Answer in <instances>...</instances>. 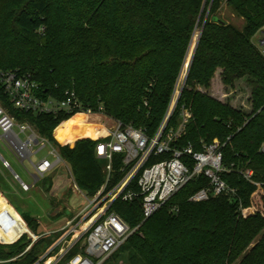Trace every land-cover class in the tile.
<instances>
[{
    "label": "trees",
    "instance_id": "1",
    "mask_svg": "<svg viewBox=\"0 0 264 264\" xmlns=\"http://www.w3.org/2000/svg\"><path fill=\"white\" fill-rule=\"evenodd\" d=\"M223 3L244 20L242 28L219 18ZM263 26L264 0H0V71L31 76L46 98L75 92L86 109L102 107L106 117L149 135L178 90L169 127H179L182 111L190 118L177 145L196 151L215 140L223 145L224 164L233 170L223 178L238 190L242 208L225 197L191 202L208 186L205 178L189 183L144 223L139 203L116 201L113 210L139 227L116 254L126 252L125 264H264V57L256 44ZM218 71L227 87L246 81L250 113L202 91L211 89ZM0 105L58 149L87 196L101 188L96 143L78 140L95 132L84 127L85 117L18 111L1 88ZM243 168L253 170V183L237 173ZM43 183L49 194L52 185ZM22 218L0 196V264H37L53 245L38 234V221ZM80 252L77 246L68 258Z\"/></svg>",
    "mask_w": 264,
    "mask_h": 264
},
{
    "label": "built area",
    "instance_id": "2",
    "mask_svg": "<svg viewBox=\"0 0 264 264\" xmlns=\"http://www.w3.org/2000/svg\"><path fill=\"white\" fill-rule=\"evenodd\" d=\"M256 44L264 57V26ZM0 88L9 104L18 111L33 115L83 116L84 124L88 125L87 121L92 120L91 124L96 129L93 137L78 140L91 139L96 143L95 157L102 163L104 183L93 196L86 195L88 205L67 223L69 229L61 234L37 264H106L139 229L132 228L113 210L116 201L139 203L144 223L166 207L184 187L200 178H205L208 186L195 193L190 198L191 202L202 203L211 198L225 197L236 201L242 208L238 190L223 178L224 174L233 172L224 164L223 145L214 142L204 145L201 151L192 146L177 145L183 125L190 118L188 112L182 111L179 127H169L180 96L178 90L158 129L149 135L146 130L106 117L102 107L96 111L86 109L75 92H67L63 100L46 98L42 95L41 86L29 75L0 71ZM0 140L23 165L34 184L67 164L58 149L40 136L33 125L18 122L1 105ZM45 151L47 155L41 157ZM262 151L264 153V145ZM35 157L39 159L36 161ZM3 166L13 173L15 179L19 178L7 161L3 160ZM237 173L253 183V170L243 168ZM21 187L29 191L32 186L21 182ZM76 189L79 190L78 187ZM171 211L177 213L178 209L173 207ZM38 238L33 236V242ZM77 246L81 252L68 258Z\"/></svg>",
    "mask_w": 264,
    "mask_h": 264
},
{
    "label": "rangeland",
    "instance_id": "3",
    "mask_svg": "<svg viewBox=\"0 0 264 264\" xmlns=\"http://www.w3.org/2000/svg\"><path fill=\"white\" fill-rule=\"evenodd\" d=\"M218 16L228 24H232L238 28H242L245 25L244 20L237 17L232 9L226 5V3L222 4ZM201 27L202 24H200V27L194 35L189 50L188 61L183 66L185 74L189 71L191 56L194 54L195 45L200 37ZM258 37L259 34L256 36V39H258ZM202 91L209 93L212 97L218 99L224 104H230L232 107L247 111L248 113L251 112V105L249 101L251 91L246 81L242 80L237 82L233 88L227 87L222 83L220 72L218 71L212 81L211 89L209 91ZM87 122L93 123L92 120H88ZM214 142L219 141L215 140ZM46 155L47 152L45 151L41 154V157ZM38 159L39 158L37 157L34 158L36 161ZM3 160L10 164L13 172L19 176L18 179L21 182L33 186L34 181L26 174V170L23 165L17 160L12 151L0 140V180H2V182L5 180L7 184H12L14 188H16V191L20 192L21 188H18L20 187L19 182L14 179V175L11 171L4 168ZM67 165L68 164L55 169L52 173L55 176L42 179L38 183H35L30 192L10 194L15 210L21 216L28 215L30 217L32 216L38 218V221L41 224V231H46L47 229H60L61 227H64L63 230H61V234L65 233V231L69 229L65 226L66 223L72 220L88 205L86 193L80 189H76L77 185L75 184L74 178L69 171L70 167ZM43 181L52 185V190L49 194H46L43 188ZM57 213L62 214L58 218H52V215ZM27 235L33 239V236L30 234ZM49 237L51 239L49 243L54 245L59 236L51 235ZM7 245L11 244H5V246ZM3 249L7 250L5 247ZM124 256H126V252L122 250L118 256L115 255L106 264H125V260L122 259Z\"/></svg>",
    "mask_w": 264,
    "mask_h": 264
},
{
    "label": "crops",
    "instance_id": "4",
    "mask_svg": "<svg viewBox=\"0 0 264 264\" xmlns=\"http://www.w3.org/2000/svg\"><path fill=\"white\" fill-rule=\"evenodd\" d=\"M54 171H52L46 178H48V177H53V176H55V175H53L52 173H53ZM26 174L28 175V173L26 172ZM29 176V175H28ZM30 178H32L31 176H29ZM14 179H15V177H14ZM33 179V178H32ZM15 180H17L18 182H19V186L20 187H18L19 189H20V192L19 191H16V188H14V186L12 185V184H7L6 182H5V180H4V182H2V180H0V196H2L11 206H12V208L15 210V207L13 206V204H12V198L10 197V194L12 193V194H16V193H22V192H24V193H27V192H30L31 191V189L33 188V186L31 187V189L29 190V191H24L23 189H22V187H21V181L19 180V179H15ZM34 181V180H33ZM22 190V191H21ZM47 194V193H46ZM16 211V210H15ZM16 213L22 218V216L16 211ZM62 213H57V214H53L52 215V218H58L60 215H61ZM32 217V216H31ZM33 219H35L36 221H38V218H36V217H32ZM23 219V218H22ZM23 221H24V219H23ZM25 222V221H24ZM38 223H39V230H38V234L40 235V236H44V237H49V236H51V235H58V236H60V234H61V230H63V228L61 227L60 229H52V230H49V229H47L46 231H41V224H40V222L38 221ZM68 223V222H67ZM67 223H66V225L65 226H67ZM25 224H26V222H25ZM26 226H27V224H26ZM27 228H28V226H27ZM29 229V228H28ZM29 232L30 233H27V234H30L31 236H36L34 233H32L30 230H29Z\"/></svg>",
    "mask_w": 264,
    "mask_h": 264
},
{
    "label": "bare ground",
    "instance_id": "5",
    "mask_svg": "<svg viewBox=\"0 0 264 264\" xmlns=\"http://www.w3.org/2000/svg\"><path fill=\"white\" fill-rule=\"evenodd\" d=\"M87 124H88V125H85V124H84V127H85V128L93 129L94 131L96 130L95 127H94L91 123H87ZM90 125H92V126H90Z\"/></svg>",
    "mask_w": 264,
    "mask_h": 264
},
{
    "label": "water",
    "instance_id": "6",
    "mask_svg": "<svg viewBox=\"0 0 264 264\" xmlns=\"http://www.w3.org/2000/svg\"><path fill=\"white\" fill-rule=\"evenodd\" d=\"M219 23L224 24V21L219 20ZM190 66H191V64H190ZM189 69H190V67H189Z\"/></svg>",
    "mask_w": 264,
    "mask_h": 264
}]
</instances>
